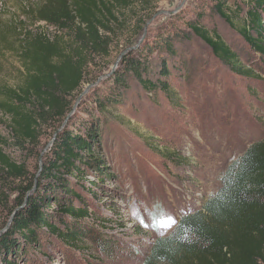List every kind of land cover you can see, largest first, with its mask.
Returning a JSON list of instances; mask_svg holds the SVG:
<instances>
[{
	"label": "trees",
	"instance_id": "16d2710c",
	"mask_svg": "<svg viewBox=\"0 0 264 264\" xmlns=\"http://www.w3.org/2000/svg\"><path fill=\"white\" fill-rule=\"evenodd\" d=\"M149 1L19 0L16 12L5 19L0 8V57L14 56L21 68L16 85L0 84V114L8 120L13 146L37 143L40 123L48 115L65 120L66 98L85 81L84 53L102 50L111 24L119 22L114 11H128L138 3L147 6ZM209 8L240 37L246 55L232 50L216 31L198 21L189 25L190 34L230 73L253 83L254 94L264 86V0H211ZM169 40L160 37L159 42L140 46L122 64L114 85L128 90L132 77L154 102L162 97L177 106L179 94L173 89L177 66ZM153 52L157 59H149ZM118 100L116 95L106 101L94 99L100 114H90L84 107L56 132L35 185L7 217L15 212L0 236V264H51L59 256L66 264H95L114 258L120 244H129L105 233L122 224L89 212L98 186L106 189L103 184L114 180L101 152V115L120 105ZM80 111L85 117L76 114ZM248 123L246 118L240 121L238 133L253 130ZM162 155L184 167L179 155L164 151ZM0 165L16 168L1 154ZM152 217L166 219L158 212ZM135 230L140 234L141 228ZM143 264H264V133L226 169L216 194L199 210L182 215L168 235L156 239Z\"/></svg>",
	"mask_w": 264,
	"mask_h": 264
},
{
	"label": "rangeland",
	"instance_id": "374dc122",
	"mask_svg": "<svg viewBox=\"0 0 264 264\" xmlns=\"http://www.w3.org/2000/svg\"><path fill=\"white\" fill-rule=\"evenodd\" d=\"M18 2L0 0L4 19L16 12ZM210 5L211 0H150L147 6L138 3L128 11H114L119 22L111 24L112 33L106 35L102 50L84 53L85 81L75 95L66 98L65 120L48 115L40 123L37 143L13 146L8 120L0 114V154L16 167L10 170L0 165V231L28 187L35 185L53 138L66 120L84 107L90 114H100L94 99L106 101L115 95L120 105L108 107L101 115V152L114 180L103 184L106 189L98 186L89 212L122 224L121 229L109 228L105 233L129 244H120L114 258L95 264H143L158 237L168 235L182 215L199 210L217 193L226 169L262 138L264 86L252 94L253 83L230 73L190 34L189 25L198 21L210 32L216 31L232 50L246 55L243 41L210 11ZM179 32L182 34L173 38ZM160 37L170 38L174 53L177 106L162 97L154 102L132 77L128 90L113 83L134 51L159 42ZM157 58L154 53L149 59ZM20 69L14 56H1L0 84L16 85ZM76 114L86 115L83 111ZM244 118L253 130L238 133ZM163 151L183 158L184 167L165 160ZM157 212L166 219L153 220L152 214ZM135 227L141 228L140 234L135 235ZM51 264L66 263L59 256Z\"/></svg>",
	"mask_w": 264,
	"mask_h": 264
},
{
	"label": "water",
	"instance_id": "95a60500",
	"mask_svg": "<svg viewBox=\"0 0 264 264\" xmlns=\"http://www.w3.org/2000/svg\"><path fill=\"white\" fill-rule=\"evenodd\" d=\"M16 211V210H15ZM15 212L9 217V219L7 220V223L5 225V227L0 231V236L5 233L10 225V223L12 222L13 216H14Z\"/></svg>",
	"mask_w": 264,
	"mask_h": 264
}]
</instances>
